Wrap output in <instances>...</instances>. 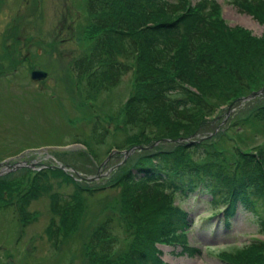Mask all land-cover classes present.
Segmentation results:
<instances>
[{"label":"rangeland","instance_id":"374dc122","mask_svg":"<svg viewBox=\"0 0 264 264\" xmlns=\"http://www.w3.org/2000/svg\"><path fill=\"white\" fill-rule=\"evenodd\" d=\"M88 1L0 0V162L9 160L0 164V264L9 258L16 264H136L127 252L153 238L146 252H160L168 264H264V234L249 211L239 209L226 224L222 214L210 213L206 195L192 197L183 203L192 210L191 226L164 232L165 217L181 205L174 191L159 184L139 203L126 197L124 173L139 157L178 140L112 153L117 145L128 149L134 130L125 124L126 101L139 93L147 71L137 50L118 53L131 70L116 84L88 86L72 71V62L101 35L92 27ZM236 1L169 0L185 9L173 17L152 16L153 22L176 18L184 31H194L200 18L227 35L216 52L228 49L218 72L226 83L203 80L196 88L218 90L221 105L190 139L223 152L228 164L237 150L264 154V24L253 0ZM106 2L117 10L123 4ZM161 5L157 9L165 10ZM129 14L116 12L111 21ZM250 43L262 47L256 59L245 53ZM36 64L48 72L46 79H31ZM230 64L244 70L243 81L224 75ZM97 125L109 131L100 143ZM96 235L114 249H93Z\"/></svg>","mask_w":264,"mask_h":264},{"label":"trees","instance_id":"16d2710c","mask_svg":"<svg viewBox=\"0 0 264 264\" xmlns=\"http://www.w3.org/2000/svg\"><path fill=\"white\" fill-rule=\"evenodd\" d=\"M119 1L123 4L118 10L114 2L110 6L106 0L88 1L92 27L100 31L101 35L88 53L72 62V71L82 80L85 79L88 86L98 88L106 83L116 84L123 73L131 70L128 61L118 60V53L129 55L132 50H137L138 59L144 62L142 70L147 72L141 74L142 88L139 93H134L126 101L125 124L134 130L127 147L153 144L160 139L193 137L202 122L214 117L221 105L218 90L196 88L201 86L203 80H212L211 83L217 85L226 83L224 78L218 76V72L222 68L219 66L226 61L224 55L228 49L223 48V52L218 54L216 52L223 47L227 35L218 25L208 24L200 18L195 21L194 31H184L185 28L176 18L152 21V16L157 13L173 17L182 12L185 8L176 2ZM244 1L247 0L236 2L240 4ZM253 1L256 17L264 24V0ZM157 5L165 10H158ZM116 12L130 14L119 21H111ZM108 13L111 15L106 16ZM261 48L259 44L250 43L245 53L256 59L260 56ZM239 68L238 64L231 65L224 75L233 76L241 82L244 80V70ZM164 123L171 127L162 128ZM94 128L95 138L100 143L102 140L99 136L109 131L100 125ZM203 144L179 140L172 148L157 146L154 152L139 157L132 170L129 168L120 180L126 197L138 202L145 193L152 191L153 186L160 184L163 189L174 191L183 203L200 191L209 195V204L215 209L223 202L227 204L225 212L228 222L236 215L238 205L250 210L260 232L264 233V154L237 150V158L228 164L226 154ZM115 148L119 151L125 149L122 145ZM227 152L230 153V150L227 149ZM174 208L167 216L164 215L169 222L163 226L164 232L181 230L190 225L189 210L179 205ZM106 239L107 242L105 237L102 241L96 235L93 249L100 248L105 252L113 250L111 240ZM156 240L148 239L142 248L130 249L127 252L128 259L136 264H166L158 255L159 252H146L147 246Z\"/></svg>","mask_w":264,"mask_h":264},{"label":"water","instance_id":"95a60500","mask_svg":"<svg viewBox=\"0 0 264 264\" xmlns=\"http://www.w3.org/2000/svg\"><path fill=\"white\" fill-rule=\"evenodd\" d=\"M47 72L41 70L40 66H36L33 70V72L31 73L32 79L33 80H42V79H46ZM143 148V147H141ZM12 264H15L13 261H10Z\"/></svg>","mask_w":264,"mask_h":264},{"label":"flooded vegetation","instance_id":"af4514ba","mask_svg":"<svg viewBox=\"0 0 264 264\" xmlns=\"http://www.w3.org/2000/svg\"><path fill=\"white\" fill-rule=\"evenodd\" d=\"M9 258V257H8ZM9 259H11V258H9ZM13 259V258H12ZM14 260V259H13ZM15 261V260H14ZM17 263V261H15V264ZM7 264H9V262L7 261Z\"/></svg>","mask_w":264,"mask_h":264}]
</instances>
